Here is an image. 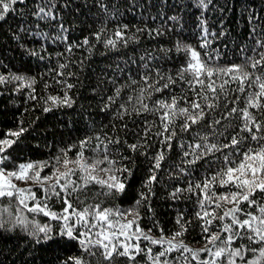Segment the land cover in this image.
I'll list each match as a JSON object with an SVG mask.
<instances>
[{
	"label": "trees",
	"instance_id": "1",
	"mask_svg": "<svg viewBox=\"0 0 264 264\" xmlns=\"http://www.w3.org/2000/svg\"><path fill=\"white\" fill-rule=\"evenodd\" d=\"M204 4L207 7L200 0H23V3L13 5L5 19L0 20V76L16 75L26 79L0 83V140L15 141L4 154H0L8 156L0 167L9 172L17 170L22 163L46 161L50 166L41 175L51 174V165L55 164V158L62 154V150L71 147L68 157L75 159L79 142L91 137L84 151L86 157H97L93 149L100 144L98 158L102 159L106 145L110 159L118 161L116 166L127 168L131 175L129 172L118 174L126 185L123 193L103 195L99 185H90L86 196L80 194L81 200L89 204L100 203L104 208L126 210L133 208L144 194L147 199L141 202L138 211L139 225L145 233L158 239L163 230L164 237L171 239L181 230L176 221L182 216L181 223L187 231L175 241H182L193 249L204 248L202 221L196 218V213L201 211L198 203L201 194L199 189H187L190 184L202 183L204 178L213 175L221 166L215 161L222 163V156L229 150L210 153L199 160L195 155L185 157L183 153L191 152L190 144L204 143L200 139L203 136H208V143H229L243 121L239 112L226 119L224 114L232 107H247V95L259 91L258 85L245 86L243 93L233 91L238 87L236 83L226 85L227 95L221 93L216 101L219 106L215 110L206 109V119L193 125L188 132L180 131L184 118L180 115L174 117V124L170 127H174L177 134L171 141V149L161 143L163 137L157 135L163 130L162 110L145 112L137 100L140 89L147 88L142 76H149V83L155 87L168 83L167 77L170 76L176 83L162 92L149 89L151 96L145 92L144 103L151 109L156 101L170 102L171 97L176 96L178 107H188L186 101L192 100L195 93L178 76L190 59L183 50L186 46L196 50L201 60L214 57L210 65L221 68L245 64L247 57L260 58L258 53L264 52V47H257V40L264 41V0H204ZM40 7L47 15L35 14ZM252 29H255L254 33ZM117 30L123 33V37L115 35ZM86 38L87 44L84 43ZM109 39L116 40L115 47L106 45ZM205 39L208 46L201 48ZM70 44L74 46L68 51ZM253 49H256L255 53ZM247 71L254 77H264V68L248 67ZM187 79L191 76L185 73ZM213 79L219 85L227 77ZM29 80H34L30 87ZM68 84L73 87L68 88ZM117 89H120L119 96H116ZM65 95L70 98L71 106L60 102ZM49 97L58 99L53 101ZM109 97H113L114 102L109 101ZM45 108L49 111L45 112ZM249 111L258 121H264V108H250ZM217 119L221 123L209 128V122ZM21 128L25 131L19 137L6 136ZM110 140L119 143H109ZM134 144L138 145L135 150L129 147ZM249 144L256 146L249 140L243 148ZM161 151L164 159L161 167L155 170L156 180L149 185L146 181L153 174L154 158ZM199 152L198 149L196 154ZM189 160H195V163H187ZM56 166L64 170L62 165ZM96 175L106 178L100 171ZM29 187L36 192L37 199L43 200L41 190L34 184ZM176 189L182 191L177 193ZM214 191L219 194L226 189L215 187ZM257 197H260L259 193ZM71 202L78 209L83 207L75 195ZM260 202L264 203V198ZM28 203L31 206L33 201ZM47 205L49 210L57 213L64 207L55 197L48 200ZM232 206L227 204L224 207ZM5 207L8 211L2 212ZM214 207L206 205L209 211ZM241 207L256 212L255 208L248 209L246 203ZM223 210L217 209V214H222ZM0 212V223H3L0 228V264H66L70 258L81 256L87 264H108L99 250H94L95 256L82 254L78 244L69 243L66 237L56 236L51 242H43V233L32 235L35 223L49 224L55 235L62 221L29 213L16 200L10 202L7 198L0 199ZM133 215L135 213L125 219L130 220ZM18 218L28 223L20 225L16 223ZM240 218L246 217L241 215ZM214 224L212 232H216L222 222L217 220ZM240 244L259 247L247 239L234 241L232 247ZM140 246H150L153 254L162 250L160 245H149L143 239ZM251 258L248 254L247 259ZM164 259L169 264H188V261L197 264L191 254L182 249L161 257ZM200 259L211 257L202 252ZM114 264L150 262L142 254L134 262L126 257L114 258ZM237 264H240L239 260Z\"/></svg>",
	"mask_w": 264,
	"mask_h": 264
},
{
	"label": "snow or ice",
	"instance_id": "2",
	"mask_svg": "<svg viewBox=\"0 0 264 264\" xmlns=\"http://www.w3.org/2000/svg\"><path fill=\"white\" fill-rule=\"evenodd\" d=\"M18 2L23 3V0H0V20H4L6 14L12 10V6ZM200 2L207 7L204 4V0H200ZM35 14L37 16H41V14L47 15L43 7H40ZM124 27L126 28L127 26L125 25ZM252 32L254 33L255 29H252ZM115 35L123 37V33L120 30H117ZM84 43H88L87 38ZM208 43L207 39H205L200 47L206 48ZM106 45L115 47L116 40L109 39L106 41ZM73 46L70 44L67 50L71 51ZM257 47H264V41L257 40ZM177 50L180 51L181 49L178 47ZM183 50L190 55V59L186 67H182L178 76L195 93L192 100L186 101L188 107H178V98L176 96H172L170 102L165 100L156 101L155 106L151 109L147 103H144V93L148 92L149 97L151 96L149 89L155 92H162L163 89L169 88L176 83L170 76L167 77L168 83H165L162 87H155L154 84L149 83V76H142L141 79L145 82L147 88H141L140 96L137 97L143 111L160 112L162 110L160 119L163 130L158 132L157 135L163 137L161 143H166L168 149H171V141L177 134L175 128L170 127L174 124V117L180 115L184 118L180 131L188 132L193 125L200 124L206 119L208 115L206 109L215 110L219 106L216 101H219L221 93L227 95L226 85L236 83L238 87L233 89V91L240 93L245 92V86L251 88L254 85H258L259 88V91L255 93H248L246 98L247 107L244 109L232 107L224 114L223 118L226 119L232 114L239 112L240 119L243 121L239 132L231 137L229 143H208V136H203L200 139L204 143L190 144L188 147L191 152L185 151L183 153L185 157L195 155V159L199 160L210 153L222 152L223 149L229 150L227 154L222 156V163L220 160L215 161L221 166L213 175L204 178L202 183H196L194 186L190 184L187 189L188 191H193L194 188L199 189L201 194L198 200L201 211L196 213V218L202 221L201 229L202 233L205 234L203 236L206 241L205 247L193 249L182 241H175L176 237L183 236L184 232L187 231L185 225L181 223L183 220L182 216H179L176 221L177 224L181 225V230L175 232L171 239L164 237L162 234L163 230H161V236L158 239L145 233L139 225L140 215L138 211L141 202L147 199L144 194H141V198L135 202L133 208L126 210L104 208L100 203L89 204L86 203V200H81L80 194H85L86 196L90 185H99L102 189L100 194L103 195L110 196L123 193L126 185L121 179V175L118 174L129 172L127 168L117 167L118 161L110 159L106 145L103 149L104 155L102 159L98 158L99 151H101L100 144H97L93 149L97 153V157H86L84 151L90 144L91 137L79 142V150L75 159L68 157V152L72 150L71 147L67 150H62V154L55 158V164L51 165L53 168L51 174L41 175L44 169L50 166L49 162L46 161L22 163L18 165L17 170L7 173H5L3 167H0V199L7 198L10 202L16 200L29 213L42 214L52 220L62 221L60 230L55 235H53V229L49 224L40 225L38 223L34 224L32 235L38 236L43 233V242H51L56 236L61 239L66 237L69 243L75 242L78 244L82 254L87 253L89 256H95L96 252L94 250H99L101 256L108 264H114V258L117 257H126L130 262H134L142 254L145 255L146 260L150 264H169L167 259L161 260V257H166L169 253L180 249L183 252L190 253L192 260H196L197 264H237V260L240 261V264H264V203L260 202V199L264 198V121H258L257 117L249 111L250 108H264V102H262L264 101V77H254L252 72L247 71L248 67L252 69L264 68V52L258 53L259 59L247 57L245 64L221 68L210 65L209 62L215 58L207 56V53L205 54L207 59L201 60L196 50L187 46ZM253 52L255 53L256 49H253ZM60 67L63 68L65 65H60ZM185 73H188L191 79L185 80ZM214 77H227V79H223L222 83L217 85L215 79H213ZM160 78L164 79L163 76ZM24 79H26L24 76H0V83L8 80L19 81ZM31 83H34V80H29V87ZM133 83H136V81H133ZM67 87L72 88L73 85L68 84ZM209 93H211V96H209ZM119 94L120 89H117L116 96H119ZM49 99L55 101L58 98L49 97ZM131 99L132 97H129V100ZM109 101L114 102V98L109 97ZM200 101H204V103L202 104ZM60 102L71 106V100L67 95ZM108 106L106 105L105 107ZM121 107L123 108V105ZM44 111L47 112L49 109L45 108ZM139 111L140 109H137V112ZM220 123L221 121L218 119L213 120L209 122L208 127L213 128L214 125ZM24 131L25 129L21 128L19 131L7 133L6 136L19 137ZM165 133H167L166 136ZM245 133L247 135H244ZM196 135L199 136V133ZM97 139L99 138L97 137ZM249 140L254 142L256 146L253 147L249 144L248 147L243 148V145ZM13 143L15 141L8 138L0 140V145H2L0 154H4L6 149L10 148ZM109 143H119V141L110 140ZM129 147L135 150L138 145L134 144ZM198 149L200 152L197 155L196 151ZM7 159V155H0V164H3ZM163 159L164 154L161 151L154 158L153 174L146 181L147 184L150 185L156 180L155 170L161 167ZM187 163H195V160H189ZM56 165H62L64 170L61 171ZM101 165L106 166L101 167ZM97 171L103 172L106 178L96 175ZM130 175L131 173L129 172ZM73 176L77 177V179L73 180ZM13 178L24 182L32 181L36 188L44 193L43 200L37 199L36 192L33 191L32 187H17L12 182ZM215 187L225 188L226 191L218 194L214 191ZM180 191L182 190L176 189L177 193ZM257 193L260 194V197H257ZM74 195L76 200L83 205L82 208H76L71 202ZM173 195L175 196V193ZM53 197L61 200L64 205L60 213L48 209L47 201ZM30 200L33 201L31 206L28 203ZM245 203L248 209L255 208L256 212L243 209L241 205ZM227 204L233 206L225 208L224 206ZM206 205H215V207L209 211ZM217 209L224 210L222 214L218 215ZM7 211V207L2 210V212ZM133 213L135 215H133L132 219H125L126 216ZM241 215L246 218L241 219ZM217 220L221 221L222 224L217 226L216 232H212L211 228L216 226L214 221ZM16 223L26 225L28 222L25 219L18 218ZM2 227L3 223H0V228ZM149 232H151V229H149ZM141 239L147 241L149 245H160L162 250L153 254L150 246L141 248ZM244 239L253 244H259V247L253 248L245 244H240L239 247L235 248L232 247L234 241ZM133 240H135V243H132ZM37 242L39 243L41 240ZM165 245L167 247H164ZM202 252L207 253L211 259H200V253ZM248 254H251V259H247ZM66 264H87V262L81 256L79 258H70ZM188 264H191V261H188Z\"/></svg>",
	"mask_w": 264,
	"mask_h": 264
},
{
	"label": "rangeland",
	"instance_id": "3",
	"mask_svg": "<svg viewBox=\"0 0 264 264\" xmlns=\"http://www.w3.org/2000/svg\"><path fill=\"white\" fill-rule=\"evenodd\" d=\"M5 173H7V172H5ZM12 182L14 184H16L17 187H20V188H25V187H29L30 185H33L32 181L24 182V181L16 180L15 178L12 179Z\"/></svg>",
	"mask_w": 264,
	"mask_h": 264
}]
</instances>
